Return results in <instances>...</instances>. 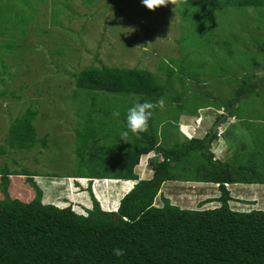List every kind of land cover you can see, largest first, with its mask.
Here are the masks:
<instances>
[{"label": "rangeland", "instance_id": "obj_1", "mask_svg": "<svg viewBox=\"0 0 264 264\" xmlns=\"http://www.w3.org/2000/svg\"><path fill=\"white\" fill-rule=\"evenodd\" d=\"M22 2L27 8L21 13L31 15L27 17V25L18 26L26 29L25 34L18 36L20 40L15 41H21V46L2 53L1 44L15 37L7 35L11 30L0 35V65L6 66L4 72L0 70V146L5 145L14 118L27 107L38 110L37 134L48 135L47 146L38 145L31 151L0 152V167L7 164L10 169L37 172L39 176L32 175V180L43 192L42 203L70 206L76 213L85 215V210L92 207L93 195L102 210L115 211L120 201L116 198L122 194L125 182L130 181L72 177L79 172L88 174L89 168L75 154L74 128L83 119L76 114L79 95L72 93L73 74L86 66L148 68L159 81L181 79L184 84L176 81L173 93L182 95L178 104L186 106L176 128L165 126V137L159 131V144L170 148L183 139L200 137L213 123L214 128L219 127L220 134L211 143L214 160L237 167L246 164L252 153L264 179V53L254 52L259 43L264 47V11L252 7L216 8L209 18V27L200 34L193 18L197 12L178 0H166L153 9H148L141 0ZM22 2L0 0V12L13 13ZM254 26L262 28L250 29ZM56 49H62V53L56 54ZM254 75L256 93L244 94L234 104L235 117L227 119L228 110L220 106L232 98L234 88L244 76ZM157 106L160 112L156 111L154 116L159 121L164 111ZM218 109L219 115L224 112L225 116L217 121L211 114ZM190 110L201 116L195 122L197 125L193 114L188 113ZM99 118L97 114L96 119ZM124 136L130 137L129 133ZM110 137L106 145H119L117 138ZM109 156L108 153L106 158ZM152 156L153 153L143 156L134 168L138 178L151 176L147 159ZM196 166L200 173L202 168H209V164L205 167L202 162ZM130 182L132 186L136 180ZM7 183L10 197L25 202L33 198L34 190L24 176L9 175ZM227 189L235 193L229 202L232 209L264 211V183L230 184ZM219 195L213 183L168 182L154 204L161 206L164 197L182 209H210L219 206L216 201Z\"/></svg>", "mask_w": 264, "mask_h": 264}, {"label": "trees", "instance_id": "obj_2", "mask_svg": "<svg viewBox=\"0 0 264 264\" xmlns=\"http://www.w3.org/2000/svg\"><path fill=\"white\" fill-rule=\"evenodd\" d=\"M178 1L197 12L193 18L200 34L209 27V18L216 8L252 7L264 11V0ZM25 4L22 2L13 13L0 12V35L11 30L7 35L15 37L1 44L2 53L21 46V41H15L20 40L18 36L25 34L26 29L18 26L27 25V17L31 15L21 13L27 8ZM252 37L251 40H256ZM263 48L259 43L255 54L258 50L264 53ZM61 50L56 49V54L62 53ZM253 63L256 65L255 59ZM1 69L5 71L4 63ZM168 76L171 77L170 70ZM255 76H244L234 88L232 98L224 102L225 106H220L228 110L227 119L235 117L234 104L244 94L256 93ZM73 77L72 93L79 95L76 114L83 119L74 128L75 154L80 163L89 167L88 174L79 172L73 177L137 182L132 188L130 181L125 182L122 194L116 198L120 201L115 211L102 210L91 195L92 207L83 215L70 206L62 208L42 203L43 192L31 178L38 173L26 168L10 169L4 164L0 167L3 195L0 198V264H264V211L232 209L229 202L233 198L226 186L264 183L255 156L251 153L247 163L237 167L214 160L211 143L216 141L219 130L214 125L202 139H183L170 148L159 144V131L165 137V126L176 128L186 106L178 104L182 95L173 93L175 82L183 85L184 81L170 78L159 81L148 68L105 65L83 67ZM124 98L131 100L126 102ZM161 99L164 116L158 121L154 115L160 112L156 102ZM138 100L151 101L154 107L146 131L136 135L126 128L124 118L127 109ZM115 111H119V118L112 115ZM188 113L196 115L193 110ZM97 114L99 119H96ZM37 116L36 108L27 107L15 117L0 152L7 149L12 153L31 151L38 145L46 148L48 135L38 136ZM222 116L225 115H217L216 120ZM125 132L130 137L124 136ZM110 136L117 138L119 145H106ZM150 152L155 153L147 162L151 176L140 179L134 168ZM108 153L110 156L106 158ZM201 162L205 167L209 164V168H202L200 173L196 164ZM9 175L25 177L34 190L30 201L10 197ZM166 181L213 183L220 191L216 198L220 204L210 209H182L163 197V204L156 206L154 199ZM124 192L127 193L123 195ZM113 248H123L124 255L114 256Z\"/></svg>", "mask_w": 264, "mask_h": 264}, {"label": "clouds", "instance_id": "obj_3", "mask_svg": "<svg viewBox=\"0 0 264 264\" xmlns=\"http://www.w3.org/2000/svg\"><path fill=\"white\" fill-rule=\"evenodd\" d=\"M141 2L144 4V6H146L148 9H153V8H155L156 6H159V5H163L165 2H166V0H141ZM157 104H159L161 107L163 106V100L161 99V100H158L157 102H156ZM153 107H154V104L151 102V101H148V100H144L143 102H140L139 100L138 101H136V102H134L133 103V105L131 106V107H129L128 109H127V114H126V116H125V124H126V128L129 130V131H131L133 134H136V135H139L140 133H143V132H145L146 131V129H147V127H148V122H149V120H150V118L152 117V109H153ZM219 111V109L215 112V113H212L211 114V116H213V117H217L216 115H219L220 113L218 112ZM217 113V114H216ZM224 114V112L223 113H221V115H223ZM112 115L114 116V117H117V118H119V116H120V113H119V111H115V112H113L112 113ZM192 116H194V123L196 122H198L199 121V119H200V115L198 116V114L196 113V115H192ZM197 117V118H196ZM205 122H206V120H205ZM195 123V125H197ZM207 123V122H206ZM213 124V123H212ZM212 124L210 125V127H208L209 129V131H210V128L212 127ZM199 126V125H198ZM209 131H207V132H205L204 134H202L200 137H191L190 139H192V138H197V139H202ZM125 135H127L128 133L127 132H125L124 133ZM220 136V134H218L217 133V136ZM189 139V140H190ZM217 141V140H216ZM151 153H153V156L152 157H149L148 159H150V158H154L155 157V153L154 152H150V153H148V154H146L145 156H147V155H149V154H151ZM147 159V160H148ZM35 176H39V175H35ZM33 177V176H32ZM31 177V178H32ZM73 177V176H72ZM74 179H77V177H74ZM78 179H83V178H78ZM88 179V178H87ZM92 180H95V179H92ZM89 181H91L90 179H89ZM130 181H132V180H130ZM136 182H137V180H136ZM166 182H170V181H166ZM165 182V183H166ZM181 182V181H180ZM164 183V184H165ZM195 183H198V182H195ZM163 184V185H164ZM163 185H162V187H163ZM227 186V185H226ZM133 187V185L131 186V188ZM130 188V189H131ZM129 189V190H130ZM128 190V191H129ZM162 190V189H161ZM160 190V191H161ZM127 191V192H128ZM123 197V196H122ZM67 207V206H66ZM62 208H64V207H62ZM72 209V208H71ZM73 210V209H72ZM74 211V210H73ZM75 212V211H74ZM112 254L114 255V256H116V257H121V256H123L124 255V249L123 248H113L112 249Z\"/></svg>", "mask_w": 264, "mask_h": 264}, {"label": "crops", "instance_id": "obj_4", "mask_svg": "<svg viewBox=\"0 0 264 264\" xmlns=\"http://www.w3.org/2000/svg\"><path fill=\"white\" fill-rule=\"evenodd\" d=\"M170 182H176V183H177L178 181H170ZM166 183H168V182H166ZM235 186H236V185H235ZM229 192H230V191H229ZM234 194H235V193L230 192V195H231L232 198L234 197ZM233 199H234V198H233Z\"/></svg>", "mask_w": 264, "mask_h": 264}]
</instances>
